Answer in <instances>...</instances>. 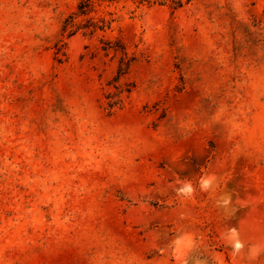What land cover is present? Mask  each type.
<instances>
[{
    "label": "rangeland",
    "instance_id": "rangeland-1",
    "mask_svg": "<svg viewBox=\"0 0 264 264\" xmlns=\"http://www.w3.org/2000/svg\"><path fill=\"white\" fill-rule=\"evenodd\" d=\"M95 10L0 0V264H264V0Z\"/></svg>",
    "mask_w": 264,
    "mask_h": 264
},
{
    "label": "trees",
    "instance_id": "trees-1",
    "mask_svg": "<svg viewBox=\"0 0 264 264\" xmlns=\"http://www.w3.org/2000/svg\"><path fill=\"white\" fill-rule=\"evenodd\" d=\"M76 12L70 15L64 22V30L69 31H83L84 33L94 34L97 31H104L110 26V22L105 18H95L93 16L96 13V4L98 0H75ZM77 18H82L83 23L77 22ZM108 48H111L110 46ZM116 50V48H114ZM123 62V61H122ZM129 62L121 63L115 79H119L121 76L127 73ZM115 102H108V107L112 108Z\"/></svg>",
    "mask_w": 264,
    "mask_h": 264
}]
</instances>
